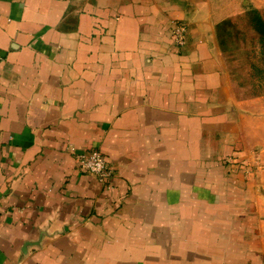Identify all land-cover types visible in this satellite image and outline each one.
Here are the masks:
<instances>
[{"label": "crops", "instance_id": "0c3cea01", "mask_svg": "<svg viewBox=\"0 0 264 264\" xmlns=\"http://www.w3.org/2000/svg\"><path fill=\"white\" fill-rule=\"evenodd\" d=\"M221 15L0 0V264H264ZM92 150L104 183L78 168Z\"/></svg>", "mask_w": 264, "mask_h": 264}, {"label": "rangeland", "instance_id": "374dc122", "mask_svg": "<svg viewBox=\"0 0 264 264\" xmlns=\"http://www.w3.org/2000/svg\"><path fill=\"white\" fill-rule=\"evenodd\" d=\"M217 43L228 76V96L240 114L241 143L256 178L253 206L264 234V0H217ZM247 165V164H246Z\"/></svg>", "mask_w": 264, "mask_h": 264}, {"label": "built area", "instance_id": "2783aa9c", "mask_svg": "<svg viewBox=\"0 0 264 264\" xmlns=\"http://www.w3.org/2000/svg\"><path fill=\"white\" fill-rule=\"evenodd\" d=\"M173 35L176 45L179 47L184 46L186 43V26L184 24H178L174 29ZM77 164L81 172L103 183L112 172L105 157L99 150H92L87 154L79 156Z\"/></svg>", "mask_w": 264, "mask_h": 264}]
</instances>
